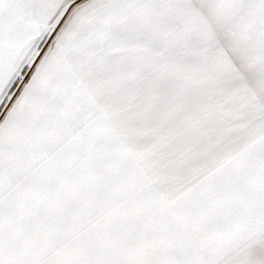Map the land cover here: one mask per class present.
<instances>
[{
  "label": "crops",
  "instance_id": "1",
  "mask_svg": "<svg viewBox=\"0 0 264 264\" xmlns=\"http://www.w3.org/2000/svg\"><path fill=\"white\" fill-rule=\"evenodd\" d=\"M71 2L21 0V19L32 30L11 58L0 64V91L18 74L27 55L25 45L50 32ZM189 5V0H82L59 40L86 88L175 85L176 79L165 75L174 76L176 71V22L181 8ZM69 37L74 40L71 46ZM63 83L58 81L53 91ZM89 99L98 104L125 103L126 124L119 127L114 111L106 106L92 117L104 121L103 132L83 144L75 140L78 133H73L54 148L53 164L33 177L18 207L17 218L24 223L17 246L50 257L119 259L125 264H154L163 257L185 255L213 264L222 261L223 248L236 245L229 242L231 233L241 231L244 241L246 221L216 228L205 223L221 195L233 199L226 182L233 183V176L244 182V149H237L236 174L227 170L218 188L194 196L201 183L219 169L206 133L199 143L196 129L181 135L176 124H165L164 113L139 109L146 102L141 94H89ZM132 104H136L135 111ZM216 148L221 152L223 146ZM255 156L250 163L259 175L264 173V155ZM226 157L218 154L220 169ZM24 180L21 176L17 183ZM239 187L237 199L254 203L256 195H248L253 200L248 203L243 183ZM246 192H251L249 186ZM249 214H254L251 208Z\"/></svg>",
  "mask_w": 264,
  "mask_h": 264
},
{
  "label": "rangeland",
  "instance_id": "2",
  "mask_svg": "<svg viewBox=\"0 0 264 264\" xmlns=\"http://www.w3.org/2000/svg\"><path fill=\"white\" fill-rule=\"evenodd\" d=\"M189 2L187 8H181L176 22V71L174 76L165 75V78H175V85L86 89L89 94L100 97L109 93L146 96V102L139 105L140 110L164 113L165 124H176L181 135L196 129L200 132L196 134L197 143L206 133V143L213 145L214 165L219 169L218 154L222 152L223 158L224 154L228 158L224 167L226 163L236 162L237 149H244L241 160H244L246 178L240 182L233 176V183L227 181L225 189L230 197L237 199L243 183L246 200L251 203V196L256 195L259 186L264 189V173L253 172L250 163L253 155L245 157L254 144L264 142V0ZM90 104L91 120L99 110L109 106L116 116L114 122L119 127L126 124L125 103ZM132 107L135 111L136 104ZM258 126L261 127L257 129ZM218 145L223 146L221 152L216 148ZM229 170L236 174V163ZM248 186L251 192L247 193ZM249 216L244 241L241 231L231 233L233 238L229 242L235 241L236 245L223 248L222 261L213 264H264V219L255 213Z\"/></svg>",
  "mask_w": 264,
  "mask_h": 264
},
{
  "label": "snow or ice",
  "instance_id": "3",
  "mask_svg": "<svg viewBox=\"0 0 264 264\" xmlns=\"http://www.w3.org/2000/svg\"><path fill=\"white\" fill-rule=\"evenodd\" d=\"M20 2L0 0V64L6 57L11 58L32 30L21 19ZM212 2L219 4L220 0ZM81 3L82 0H72L50 32L36 36L30 46L25 45L27 55L20 62L18 74L0 91V264H125L119 259L50 257L32 248L17 246L15 242L24 223L17 218L18 207L33 177L53 164L54 148L73 133H78L75 140L83 144L105 128L103 120L90 119L89 93L66 59L59 40L66 21ZM73 43V38L69 37L68 46ZM58 81H63V86L53 91ZM258 153L264 154V142L250 148L245 157ZM234 163L230 162L207 177L192 195L218 188ZM21 176L25 177L23 184L17 183ZM249 208L255 216L264 219V189L256 193L251 205L221 195L205 223L209 228L241 225L248 218ZM154 264H206V261L185 255L163 257Z\"/></svg>",
  "mask_w": 264,
  "mask_h": 264
}]
</instances>
